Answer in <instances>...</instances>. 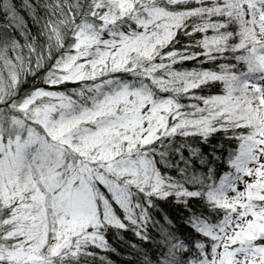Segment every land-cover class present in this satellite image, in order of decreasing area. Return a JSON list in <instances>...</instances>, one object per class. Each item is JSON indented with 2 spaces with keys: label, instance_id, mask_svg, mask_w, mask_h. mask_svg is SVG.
Here are the masks:
<instances>
[{
  "label": "snow or ice",
  "instance_id": "6c2138e0",
  "mask_svg": "<svg viewBox=\"0 0 264 264\" xmlns=\"http://www.w3.org/2000/svg\"><path fill=\"white\" fill-rule=\"evenodd\" d=\"M0 14V264H264V0Z\"/></svg>",
  "mask_w": 264,
  "mask_h": 264
},
{
  "label": "trees",
  "instance_id": "16d2710c",
  "mask_svg": "<svg viewBox=\"0 0 264 264\" xmlns=\"http://www.w3.org/2000/svg\"><path fill=\"white\" fill-rule=\"evenodd\" d=\"M4 23V19H3V16L2 14H0V24H3ZM189 67L191 65H188ZM121 251H123V245H117ZM111 258L112 260L115 262V264H127V261L123 260L120 256H117L115 254H111Z\"/></svg>",
  "mask_w": 264,
  "mask_h": 264
}]
</instances>
